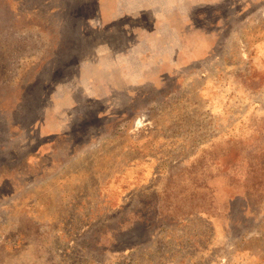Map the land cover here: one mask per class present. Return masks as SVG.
<instances>
[{
	"label": "rangeland",
	"instance_id": "374dc122",
	"mask_svg": "<svg viewBox=\"0 0 264 264\" xmlns=\"http://www.w3.org/2000/svg\"><path fill=\"white\" fill-rule=\"evenodd\" d=\"M174 3L0 0V264H264V0Z\"/></svg>",
	"mask_w": 264,
	"mask_h": 264
},
{
	"label": "crops",
	"instance_id": "0c3cea01",
	"mask_svg": "<svg viewBox=\"0 0 264 264\" xmlns=\"http://www.w3.org/2000/svg\"><path fill=\"white\" fill-rule=\"evenodd\" d=\"M111 3H112V1H111ZM124 8H125V10H122L120 8H116L115 11H113V12L115 14H119V12L124 13V14L138 13V11L134 12V10H132V9L127 11L126 7H124ZM155 8L156 9H149V10H147V12L150 11L152 13H158V14H156L157 15V19H158V21L160 23L162 22L161 23L162 26H166L167 25V28L173 29V30H175V28H176V30L179 33V31H180V18H179L180 8L175 7L174 0L169 1V2L167 0H158V4L155 5ZM138 10H139L140 13L146 14L145 13L146 11L143 10V7L139 8ZM174 43H175V37L174 36H173L172 41H168V40L163 41V45H166V47H169L170 45L173 46ZM164 52H167L165 55H168L169 58L172 56V59H169L168 61L169 62L170 61L174 62V60H175V51L171 52L170 49H165ZM158 62L164 63L165 62V58L164 57L158 58ZM162 71H164V68H162Z\"/></svg>",
	"mask_w": 264,
	"mask_h": 264
}]
</instances>
